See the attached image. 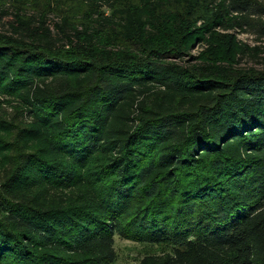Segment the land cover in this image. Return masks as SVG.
Masks as SVG:
<instances>
[{"label": "trees", "instance_id": "obj_1", "mask_svg": "<svg viewBox=\"0 0 264 264\" xmlns=\"http://www.w3.org/2000/svg\"><path fill=\"white\" fill-rule=\"evenodd\" d=\"M72 1L143 48L109 57L95 31L61 11ZM136 1L135 10L131 0H51L31 14L0 2V130H10L0 264H112L117 236L168 246L156 264H264V71L238 68L243 48L232 54L212 36H193L212 59L187 61L166 24L140 8L164 0ZM251 1L222 0L240 15L258 11ZM31 128L45 138L28 152ZM76 172L97 187L96 210L51 206L19 185L74 187Z\"/></svg>", "mask_w": 264, "mask_h": 264}, {"label": "rangeland", "instance_id": "obj_2", "mask_svg": "<svg viewBox=\"0 0 264 264\" xmlns=\"http://www.w3.org/2000/svg\"><path fill=\"white\" fill-rule=\"evenodd\" d=\"M18 1H20V5L25 10H29L28 14L42 12L48 4L52 8L55 7L53 5L55 2H52V4L51 0ZM255 1L257 5H253V8L258 11L255 14L243 13L242 15L234 14L233 10H228V4L222 2V0H164L165 7L161 9L163 5H160L158 8V11L161 9L162 13L154 10L153 6L140 8L144 9V11L149 9L147 14H150L152 19H155L156 15H158L159 26L166 24L164 27H161V30L165 35L171 30L172 36H174L172 39L168 38L167 42L174 40L177 44L180 43L179 48L184 54L183 58L187 59V61L193 62L192 59L199 57L200 54L211 60L212 55L215 54V50L209 47L203 40L195 41L193 36H199L205 40H209V37L212 36L216 39V43L230 41L233 45L232 54H234L236 46L243 48V54L238 55V68L264 71V35L258 30L264 23V1ZM0 2L5 3V6L9 8L8 12L11 6L17 4L16 0H0ZM137 4L136 0H131L132 9L139 8L135 7ZM59 5L62 8V12L69 11L71 17H76L77 29L83 30L88 28L91 33L95 31L93 36L95 39L102 40V43L106 44L105 54H108L109 57L138 54L143 48V46L130 45L124 38H120L119 32L121 33V31L118 29L95 25L94 19L89 20L86 18L87 12L83 6L74 2L69 5ZM105 12L108 15L106 10ZM58 16L55 12H48L47 19L57 21ZM10 19L11 17H6L4 22H9ZM148 22L150 21L146 23ZM212 22H215V25ZM204 25H208L209 27L211 25V27L209 32L203 36L201 28ZM146 28L150 35L148 36L149 38L154 39L153 37H158L156 36L157 32L151 24H148ZM227 55L232 57L229 54ZM8 106L9 104H3L4 110L10 114L12 109ZM28 128L30 129V127ZM9 133L10 130L8 129L0 130V168L5 165L4 156L6 155H4L2 150L3 142H7L10 138ZM26 136L28 137L22 144L25 151H36L42 148L45 138L43 131L40 132L35 128H31L30 133ZM76 174L83 181L74 187L55 188L50 186L49 183L41 182L38 178L31 179L30 181L23 180L19 185L27 194L36 196L39 200L51 206L89 207L96 210L99 207L97 187L94 185L92 187L88 182L89 180L86 177H82L80 173L76 172ZM114 250L115 260L112 264H156V262L163 260L171 253L168 246H152L118 236L114 238Z\"/></svg>", "mask_w": 264, "mask_h": 264}]
</instances>
